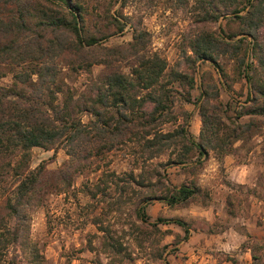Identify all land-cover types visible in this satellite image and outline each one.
Segmentation results:
<instances>
[{
    "label": "trees",
    "instance_id": "trees-1",
    "mask_svg": "<svg viewBox=\"0 0 264 264\" xmlns=\"http://www.w3.org/2000/svg\"><path fill=\"white\" fill-rule=\"evenodd\" d=\"M115 1L100 2L104 7ZM118 1L119 7L125 5L126 0ZM219 1L224 9L214 18L227 12V22L234 19L239 26L228 31L221 27L198 30L190 41L192 57L210 61L217 73L226 78L217 55L229 51L237 63L235 74L242 75L248 84L250 100L237 111L236 117L264 116V43L258 32L264 21V0ZM86 2L0 0V77L6 73L12 77L9 84H0V264H14V259L6 256L7 248L25 237L27 206L40 203L44 193L56 192L60 184H69V167L70 171L81 170L89 155L131 142L136 162H144L177 144L180 151L166 164H183L190 158L200 163L206 148L229 146L231 140L253 125L249 119L234 124L229 131L219 127L218 115L208 112L210 107H216L210 100L217 98L218 90L211 75L202 74L197 102L201 122L198 138L185 126L188 115L184 109L180 113L182 122L162 131V122L172 112V88L162 81L166 59L150 49L148 31L137 26H132L131 39L125 44H102V40L125 25L116 16L121 15V10L115 14L107 12L108 9L104 15L94 13L96 22L91 24ZM236 35L239 36L233 39ZM61 61L86 71L94 63L102 64L100 73L85 86L88 93L74 96L63 87L57 67ZM120 62L128 66L127 71L121 69ZM14 66L20 69L14 71ZM169 73L176 80L185 78L187 89L182 92V99L193 102L189 90L192 76L177 70ZM59 92L62 98L58 97ZM83 113L88 115L86 120L81 118ZM33 146H61L70 160L64 162L65 168L56 171L47 172L42 162L30 168ZM152 170V180H146L142 171L134 174L131 170L127 185L118 187V197L111 201L107 211L118 208L125 193L126 201L133 198L136 203L133 213L139 225L133 228L145 235L152 230L162 233L168 230L162 231L157 224L170 221L179 225L186 237L189 227L184 220L161 216L148 220L144 206L153 198L168 205L185 204L197 191L196 185L185 182L170 185L165 182L162 168ZM98 191L103 194L104 187L86 188L90 198ZM91 220L100 231L98 250L106 256L105 263L97 258L94 264H134L121 235L104 224L101 217L95 215ZM137 243L141 244L140 236ZM250 255L252 264H264L253 247Z\"/></svg>",
    "mask_w": 264,
    "mask_h": 264
},
{
    "label": "rangeland",
    "instance_id": "rangeland-1",
    "mask_svg": "<svg viewBox=\"0 0 264 264\" xmlns=\"http://www.w3.org/2000/svg\"><path fill=\"white\" fill-rule=\"evenodd\" d=\"M100 1L86 2L91 11V24L96 22L94 13L104 15L107 9L110 14L121 10V15L116 16L125 22L122 30L102 40V44H125L131 39L132 26L145 28L150 49L167 61L162 81L172 88V112L162 122V131L182 122L180 113L184 109L188 115L185 126L198 138L201 122L197 102L202 74L211 75L218 90L217 98L210 100L216 107H210L208 112L218 115L219 127L229 131L234 124L249 119L253 120V125L231 140L229 146L206 148L200 163L190 158L183 164H166L180 151L177 144L144 162H136L131 142L89 155L81 170L70 171L69 167V184H60L56 192L44 193L40 203L32 202L27 206L25 237L20 243L9 246L6 256L14 259V264H94L97 258L105 263L106 256L98 250L100 231L91 220L96 215L121 235L134 264H252L250 247L264 260V116L240 114L236 117L237 111L250 100L248 84L242 75L235 74L237 63L229 51L217 55V61L228 75L224 78L210 61L193 59L190 50V41L198 30H218L219 27L236 30L239 24L234 19L227 22V12L214 18L224 9L219 0H126L122 7L118 0L104 7ZM258 32L264 43V21ZM119 65L122 70H128L123 62ZM57 67L63 87L74 96H83L88 93L86 84L100 73L102 64H92L90 71L64 62H58ZM18 69L20 66H14V71ZM170 70L192 76L189 90L193 102L182 99V92L187 89L185 78L174 79ZM11 78V73H6L0 77V84H9ZM57 95L63 96L60 92ZM87 117L86 113L81 114L83 120ZM68 160L70 155L61 146H33L29 167L42 162L44 169L51 172L65 168L64 162ZM79 162L84 163L81 159ZM153 167L162 168L165 182L170 185L185 182L197 187L185 204L168 205L153 198L144 206L148 220L157 216L184 220L189 227L186 237L182 228L170 221L157 224L162 231L168 230L162 233L152 230L145 235L133 228L139 225L133 213L136 203L133 198L126 201L125 193L122 195L125 200L118 208L107 211L111 201L118 197V187L127 185L131 170L134 174L142 171L146 180H152ZM97 185L104 187V193L98 191L90 198L86 188L94 189ZM139 189L145 191L144 187ZM139 236L141 244L137 243Z\"/></svg>",
    "mask_w": 264,
    "mask_h": 264
}]
</instances>
